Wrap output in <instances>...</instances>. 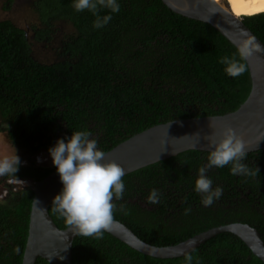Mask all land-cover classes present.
Instances as JSON below:
<instances>
[{
	"label": "trees",
	"instance_id": "16d2710c",
	"mask_svg": "<svg viewBox=\"0 0 264 264\" xmlns=\"http://www.w3.org/2000/svg\"><path fill=\"white\" fill-rule=\"evenodd\" d=\"M120 9L102 28L93 14L77 12L72 0H35L41 27L33 28L38 43L50 42L58 21L74 33L62 41L61 59L46 64L32 54L27 32L9 20L0 21V133L20 150L14 175L2 180L41 181L54 165L33 158L49 156L57 138L87 130L105 153L153 126L175 120L225 115L247 99L251 80L246 70L237 77L219 61L240 60L238 50L208 24L171 11L162 0H119ZM101 9L99 14H107ZM264 44V13L242 21ZM209 152L186 151L122 177L124 192L113 199V220L127 226L145 243L173 246L209 229L244 223L264 240V151L246 154L251 175H233L231 164L212 167L207 175L222 195L201 204L194 191L197 170ZM50 157V156H49ZM51 158V157H50ZM33 184L0 199V264H21L25 250ZM152 189L156 204L147 202ZM191 210L185 214L184 210ZM60 229L69 227L50 205ZM193 264H264L230 233L219 234L190 253ZM36 264H48L38 259ZM72 264H184V257L153 258L128 247L110 234H77Z\"/></svg>",
	"mask_w": 264,
	"mask_h": 264
},
{
	"label": "water",
	"instance_id": "95a60500",
	"mask_svg": "<svg viewBox=\"0 0 264 264\" xmlns=\"http://www.w3.org/2000/svg\"><path fill=\"white\" fill-rule=\"evenodd\" d=\"M162 2L176 14L210 25L237 50L244 44L249 45L252 51L244 61L251 80L250 93L234 112L175 120L146 129L106 152L104 160L117 162L125 170V175H128L186 151L210 152L212 149L209 141H219L223 130L228 127L241 137L247 154L264 151V44L241 20L232 23L218 18L201 10V6L192 0ZM61 189L62 183L57 172L34 183L28 235L21 264H36L40 258L48 264H72V244L77 234L72 232L70 226L60 229L49 214L53 198ZM104 232L139 253L158 259L184 257L211 238L230 233L238 237L264 263V240L260 232L240 222L209 229L177 245L166 247L145 243L116 220Z\"/></svg>",
	"mask_w": 264,
	"mask_h": 264
},
{
	"label": "clouds",
	"instance_id": "9594fccd",
	"mask_svg": "<svg viewBox=\"0 0 264 264\" xmlns=\"http://www.w3.org/2000/svg\"><path fill=\"white\" fill-rule=\"evenodd\" d=\"M75 11H90L95 19L94 28H102L111 20V14L120 9L119 0H72ZM101 9L108 13L100 15ZM251 48L244 44L238 50V61L232 57H222L224 72L230 77H237L246 70L241 62L251 54ZM219 141H209L210 150L207 163L197 170L194 191L201 194V204L210 206L222 195V188L212 187L213 180L207 175L210 168H223L231 164L233 175H251V170L243 163L247 150L241 137L230 127L222 132ZM87 130L73 131L70 137L57 138L48 148L52 164L55 166L62 183L61 191L53 198L55 211L64 218L72 232L83 236L103 235L113 221V199H121L124 192L122 177L125 170L115 161L104 160L106 153L97 146V140L90 138ZM20 157L0 158V176L14 175L18 171ZM160 193L152 189L147 202L156 204ZM191 209L184 210L187 214ZM63 259V257H61ZM184 264H193V256L186 253ZM198 264V261H197Z\"/></svg>",
	"mask_w": 264,
	"mask_h": 264
},
{
	"label": "rangeland",
	"instance_id": "374dc122",
	"mask_svg": "<svg viewBox=\"0 0 264 264\" xmlns=\"http://www.w3.org/2000/svg\"><path fill=\"white\" fill-rule=\"evenodd\" d=\"M35 0H0V21L9 20L17 27L27 32L28 39L31 43L32 54L40 63H54L61 59L59 53L61 51L62 41L66 37L74 33L73 27L64 22L58 21L54 25V36L50 42L38 43L33 38V28L41 27L39 16L34 10L33 2ZM243 21V17L240 19ZM22 159V164H28L24 154L13 146L5 133H0V158L13 157L15 154ZM37 165L51 167L52 160L46 153H40L33 158ZM33 183L26 180H18V182L4 181L0 176V199L7 195L8 186L13 190L31 186ZM34 185V184H33Z\"/></svg>",
	"mask_w": 264,
	"mask_h": 264
},
{
	"label": "bare ground",
	"instance_id": "6f19581e",
	"mask_svg": "<svg viewBox=\"0 0 264 264\" xmlns=\"http://www.w3.org/2000/svg\"><path fill=\"white\" fill-rule=\"evenodd\" d=\"M201 6V10L214 16L234 22L244 16L264 13V0H192Z\"/></svg>",
	"mask_w": 264,
	"mask_h": 264
},
{
	"label": "built area",
	"instance_id": "2783aa9c",
	"mask_svg": "<svg viewBox=\"0 0 264 264\" xmlns=\"http://www.w3.org/2000/svg\"><path fill=\"white\" fill-rule=\"evenodd\" d=\"M11 181H12V182H16V183L18 182V180H14V179H12Z\"/></svg>",
	"mask_w": 264,
	"mask_h": 264
}]
</instances>
